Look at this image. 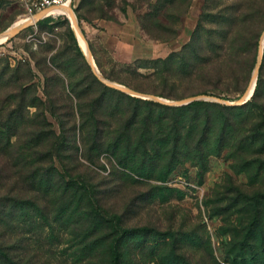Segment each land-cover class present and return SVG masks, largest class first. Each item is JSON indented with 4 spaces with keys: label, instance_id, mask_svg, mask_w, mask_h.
<instances>
[{
    "label": "rangeland",
    "instance_id": "rangeland-1",
    "mask_svg": "<svg viewBox=\"0 0 264 264\" xmlns=\"http://www.w3.org/2000/svg\"><path fill=\"white\" fill-rule=\"evenodd\" d=\"M100 1L76 0V14L108 81L160 95L171 104L194 96L240 97L254 82V70L264 56L260 49L264 0H113L111 5ZM23 12L19 0H0V34ZM262 71L260 65L259 74ZM93 72L67 16L28 25L7 38L0 43V131L5 135L7 127L2 124L11 119L20 125L13 141L39 134V149L54 154V161L42 162L40 173L53 178L55 168L69 173L107 217L122 213L127 226L158 231L147 250L131 246L127 263L165 264L166 254L177 251L195 264H246L232 251L254 216L246 194L264 192V152L260 142L250 143L251 134L242 130L255 121L248 118V111L231 113L233 121L244 122L234 124L233 139L221 154H210L206 165L187 160L164 179L158 172L148 176L123 166L107 145L101 151L90 148L92 119L87 105L100 93ZM116 99L99 106L100 125L107 130L117 128L121 112L133 108L127 102L118 105ZM22 103L30 105L23 108ZM216 126L211 137L214 149ZM117 135L113 132L109 139ZM14 150L0 146V169L7 164L14 170ZM1 182L9 188L21 185L15 177ZM52 198L50 193L45 200L54 209ZM72 201L70 212L75 207ZM48 215L60 213L50 210ZM27 217L23 245L32 257L28 264H92L106 258L99 243L84 248L92 239L83 235L87 221L80 218L69 226L63 220L53 221L51 228L41 223V214L33 208ZM256 241L259 250L264 242Z\"/></svg>",
    "mask_w": 264,
    "mask_h": 264
},
{
    "label": "trees",
    "instance_id": "trees-1",
    "mask_svg": "<svg viewBox=\"0 0 264 264\" xmlns=\"http://www.w3.org/2000/svg\"><path fill=\"white\" fill-rule=\"evenodd\" d=\"M112 2L113 0H104V2L101 0L100 4L111 5ZM75 10H78V5ZM54 18L55 16H47L38 22H51ZM72 32L80 49L74 30ZM261 69L263 71L259 74L254 94L248 101L239 104L194 99L188 103L176 105L137 97L107 84L93 72L92 76L100 88V93L98 99L97 97L92 98L87 105V113L92 119L90 148L92 151H101L107 145V148L118 156V161L123 166H130L148 176L150 173L158 172V177L164 179L169 171L184 161L196 160L206 165L210 154L214 152L221 154L224 146L233 139L234 124L244 122L243 120L233 121L231 113L246 110L249 113L248 118L255 121L251 127L243 126L242 130L249 131V135L252 136L250 143L260 142L261 151L264 152V56ZM115 97H117L118 105L127 102L133 104V108L121 112L117 119V128L107 130L100 125L99 106L109 104ZM221 97L237 99L239 96ZM29 105L30 103H22L23 108ZM253 112L258 113L253 114ZM8 120V123L2 124V127H7V129L5 135L3 131H0V146L16 148L12 152L15 159L13 167L16 169H9L5 164L4 168L0 169V179L15 177L21 185L9 188L6 182L0 183V264H28L31 260L32 257L27 255L28 246L23 245L25 244L23 234L26 232L24 226H26V219L31 208L41 214L43 220L41 223L45 222L51 228L53 221L63 220L68 226L81 219L84 222L87 221L89 225L83 230V235L85 232V236L92 239L86 243L84 248L91 242L99 243L98 246L102 247L106 253V258L101 263L92 264H130L126 260L131 246L141 247L143 251L148 249L158 231L150 226H127L122 213L107 217L105 213L94 207L87 191L80 189L78 182L75 181L76 178L69 173L63 174L55 167L57 177L54 176V178L56 179L47 175V172L46 174L40 173L42 162L54 161L52 150L39 149V141H41L39 134L27 141L21 140L20 142L18 139L13 141V136L18 134L20 125L11 119ZM247 122L245 120V125ZM107 125L111 126L110 123ZM215 126L219 132L215 139L218 141L216 149L211 145ZM113 132L118 134L114 140L109 139ZM31 168L34 169L26 175L25 172ZM25 180L29 184L25 183ZM50 193L53 194L54 209L45 200ZM70 198L75 203L71 212ZM246 198L254 209V216L249 231H246L241 243L232 251L237 257L239 256L242 263L259 264L264 261V245L257 246L259 249L257 250L254 243L257 242L256 240L264 242V205H262L264 204V192L247 193ZM50 210L58 211L60 215L49 218ZM180 248L182 249L183 245ZM174 250H176L175 246ZM166 257H168L166 260L168 263L165 261V264H195L182 252L173 251L171 254H166Z\"/></svg>",
    "mask_w": 264,
    "mask_h": 264
},
{
    "label": "water",
    "instance_id": "water-1",
    "mask_svg": "<svg viewBox=\"0 0 264 264\" xmlns=\"http://www.w3.org/2000/svg\"><path fill=\"white\" fill-rule=\"evenodd\" d=\"M37 15H40V14H37ZM70 19H72L73 23L75 24V29L77 30V34L79 33L85 39V42H86L88 50H89V55L86 52L85 53H86L91 65H92V68H93V71L95 72V74H97L107 84L112 85V86H114L116 88H119L122 91H124V92H126L128 94H131L133 96L149 98V99L159 100L161 102L170 103V101H168L167 99H165L164 97H162L160 95L146 93V92H143V91H141L139 89H136V88H133V87H130V86H127V85H123V84H120L118 82L108 81L107 79H105L102 76V73L99 70V68H98V66H97V64L95 62L94 56H93L92 51H91V49L89 47L88 39L86 38V34H85L81 24H80V20H79L78 16H77V14H76V12L74 10L72 11V17H70ZM28 25H31V18L26 19L25 21H23V22H21L19 24H16V25L13 24L12 26H10L8 29L5 30L6 32L9 33V37L8 38H10L11 36L16 35L19 31H21L23 28H25ZM262 39H263V43L260 46L261 51H263V49H264V33L262 35ZM262 59H263V56L261 55L257 65H256V68L254 70L255 84H254L252 92H251V87L253 85V82L249 84V86L246 88V90L242 93V95L237 100L221 98V97H218V96H214V97L216 99L224 100L227 104H239V103H244V102L248 101L250 99V97L254 94V90H255V87H256V84H257V76L259 74V67L261 65ZM202 98L203 97H201V96H194V97H190L188 99H183V100H180V101H172V102L174 104H176V105H180V104L188 103V102H190V101H192L194 99H202ZM216 99H214V100H216Z\"/></svg>",
    "mask_w": 264,
    "mask_h": 264
},
{
    "label": "built area",
    "instance_id": "built-area-1",
    "mask_svg": "<svg viewBox=\"0 0 264 264\" xmlns=\"http://www.w3.org/2000/svg\"><path fill=\"white\" fill-rule=\"evenodd\" d=\"M23 7V17L20 20L31 18V24L37 23L47 16H67L70 15L64 10H75L76 0H19ZM40 14V15H37ZM19 21V20H18Z\"/></svg>",
    "mask_w": 264,
    "mask_h": 264
},
{
    "label": "bare ground",
    "instance_id": "bare-ground-1",
    "mask_svg": "<svg viewBox=\"0 0 264 264\" xmlns=\"http://www.w3.org/2000/svg\"><path fill=\"white\" fill-rule=\"evenodd\" d=\"M64 10L70 15V17H72L71 10H69V9H64ZM23 21H25V20H19V21H17L15 23V25L16 24H19V23H21ZM74 27H75V24H74ZM78 35H79V39L81 41V45H82L84 51L89 55V50H88L87 44L85 42V39L79 33H78ZM8 37H9V33L8 32L4 31L3 33H1L0 34V43L3 42V41H5ZM254 84H255V80H254L253 85L251 87V92L253 91Z\"/></svg>",
    "mask_w": 264,
    "mask_h": 264
},
{
    "label": "crops",
    "instance_id": "crops-1",
    "mask_svg": "<svg viewBox=\"0 0 264 264\" xmlns=\"http://www.w3.org/2000/svg\"><path fill=\"white\" fill-rule=\"evenodd\" d=\"M15 22H17V21H15ZM15 22H14V23H15ZM14 23H13V24H14ZM13 24H12V25H13ZM134 33H135V32H134ZM116 36H117V35H116ZM116 36H115V38L119 40V38H118V37H116Z\"/></svg>",
    "mask_w": 264,
    "mask_h": 264
}]
</instances>
